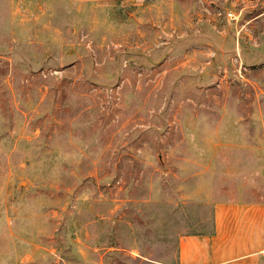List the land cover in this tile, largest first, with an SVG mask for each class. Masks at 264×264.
I'll return each mask as SVG.
<instances>
[{
	"label": "rangeland",
	"instance_id": "1",
	"mask_svg": "<svg viewBox=\"0 0 264 264\" xmlns=\"http://www.w3.org/2000/svg\"><path fill=\"white\" fill-rule=\"evenodd\" d=\"M238 188L264 201V0H0V264H175Z\"/></svg>",
	"mask_w": 264,
	"mask_h": 264
},
{
	"label": "crops",
	"instance_id": "2",
	"mask_svg": "<svg viewBox=\"0 0 264 264\" xmlns=\"http://www.w3.org/2000/svg\"><path fill=\"white\" fill-rule=\"evenodd\" d=\"M231 193L229 199L213 203L209 230L178 237L175 264H261L264 201L235 198L241 188Z\"/></svg>",
	"mask_w": 264,
	"mask_h": 264
},
{
	"label": "built area",
	"instance_id": "3",
	"mask_svg": "<svg viewBox=\"0 0 264 264\" xmlns=\"http://www.w3.org/2000/svg\"><path fill=\"white\" fill-rule=\"evenodd\" d=\"M230 15H231V13L229 12V13H228V16H230Z\"/></svg>",
	"mask_w": 264,
	"mask_h": 264
}]
</instances>
